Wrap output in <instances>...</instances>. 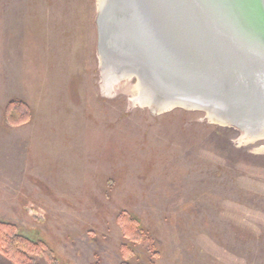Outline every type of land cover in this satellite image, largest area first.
<instances>
[{"label":"rangeland","instance_id":"374dc122","mask_svg":"<svg viewBox=\"0 0 264 264\" xmlns=\"http://www.w3.org/2000/svg\"><path fill=\"white\" fill-rule=\"evenodd\" d=\"M97 11L0 0V221L48 247L37 264H264V139L141 106L135 78L108 83Z\"/></svg>","mask_w":264,"mask_h":264},{"label":"water","instance_id":"95a60500","mask_svg":"<svg viewBox=\"0 0 264 264\" xmlns=\"http://www.w3.org/2000/svg\"><path fill=\"white\" fill-rule=\"evenodd\" d=\"M96 23L102 72L133 71L144 106L209 111L264 139V0H105Z\"/></svg>","mask_w":264,"mask_h":264},{"label":"trees","instance_id":"16d2710c","mask_svg":"<svg viewBox=\"0 0 264 264\" xmlns=\"http://www.w3.org/2000/svg\"><path fill=\"white\" fill-rule=\"evenodd\" d=\"M5 117L10 122H22L29 117L28 106L24 102L10 100L6 107ZM129 222V223H128ZM124 236L134 243L142 238L134 219L123 222ZM0 254L14 264H37L35 256L45 255L51 262L48 247L41 241H34L18 234L15 225L0 221ZM120 264H129L122 262Z\"/></svg>","mask_w":264,"mask_h":264},{"label":"bare ground","instance_id":"6f19581e","mask_svg":"<svg viewBox=\"0 0 264 264\" xmlns=\"http://www.w3.org/2000/svg\"><path fill=\"white\" fill-rule=\"evenodd\" d=\"M105 0H98V4H102ZM104 69V77H105V80L108 82V83H113L114 81L118 80L116 78H130L131 77V74L132 72L131 71H126V70H122V71H118V69H116L115 67H112L111 65L108 64V66L106 65V68H103ZM114 76V78H113ZM135 96L136 97V100L138 101V104L141 105V106H144V103L147 102L148 104H150V101H151V96H149L147 93H146V90L145 87L139 83V82H136L135 84ZM143 94V95H142ZM149 96V97H148ZM135 100V101H136ZM136 101V102H137ZM144 102V103H143ZM173 102L172 103H161V107L160 108H168V107H172L173 106ZM184 106V105H182ZM208 117L211 119V120H216V121H219L217 120L216 118L214 119V117L211 115V113L209 111L206 112ZM222 122V121H221ZM244 138H246V140H255L257 139L258 137L256 136H253L251 135L248 131H245L244 132ZM262 137H264V133L262 134ZM260 138V137H259ZM261 149H264V146L261 148Z\"/></svg>","mask_w":264,"mask_h":264}]
</instances>
